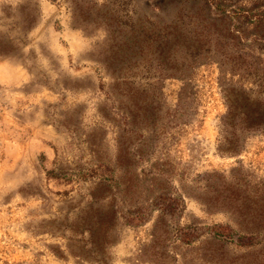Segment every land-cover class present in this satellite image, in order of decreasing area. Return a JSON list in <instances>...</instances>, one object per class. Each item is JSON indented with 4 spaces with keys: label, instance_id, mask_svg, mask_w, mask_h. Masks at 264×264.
<instances>
[{
    "label": "rangeland",
    "instance_id": "obj_1",
    "mask_svg": "<svg viewBox=\"0 0 264 264\" xmlns=\"http://www.w3.org/2000/svg\"><path fill=\"white\" fill-rule=\"evenodd\" d=\"M261 103L264 0H0V264H264Z\"/></svg>",
    "mask_w": 264,
    "mask_h": 264
},
{
    "label": "trees",
    "instance_id": "obj_2",
    "mask_svg": "<svg viewBox=\"0 0 264 264\" xmlns=\"http://www.w3.org/2000/svg\"><path fill=\"white\" fill-rule=\"evenodd\" d=\"M231 110V109H230ZM239 112L243 114L244 118L242 121L238 122V126H240L241 131H264V103L260 104L257 108L252 109L249 112L247 109H244L242 106H238L237 109ZM188 227H194L193 225L188 224ZM217 228L216 233L223 235L224 237L233 238V231L228 224L217 223L215 226ZM241 236V235H239ZM251 237H242V240L247 242Z\"/></svg>",
    "mask_w": 264,
    "mask_h": 264
}]
</instances>
